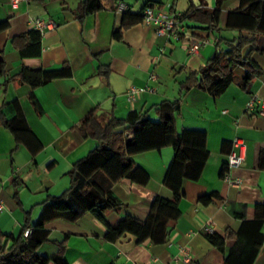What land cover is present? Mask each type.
<instances>
[{"label":"crops","instance_id":"0c3cea01","mask_svg":"<svg viewBox=\"0 0 264 264\" xmlns=\"http://www.w3.org/2000/svg\"><path fill=\"white\" fill-rule=\"evenodd\" d=\"M82 0H28L12 6L0 0V22L8 28L0 32V56L6 75L0 76V114L14 116L13 103L20 106L27 125L41 144L32 156L0 123V229L6 235L18 236L27 221L34 222L41 203L48 195L58 196L69 188V171L73 164L97 146V141L82 137L76 129L79 121L94 108L106 115L113 113L124 119L136 110L157 121L155 109L162 101L180 100L176 114V129L206 133L208 158L198 180H187L184 195L177 203L179 218L172 224L168 240L154 245L137 243L129 234L112 241L105 238L106 226L90 213L77 221L53 220L45 225L48 241L37 250L41 256H51L63 242L66 264H170L185 248L188 264H225L224 254L208 241L204 228L225 237L239 230L244 214L254 220L258 206L264 205V116L257 114L258 103L264 100V55L253 54L252 60L260 73L242 89L231 84L218 97L193 87L180 96V84L193 72L199 71L217 48L226 49L227 41L236 40L238 30L227 29L223 20L210 34L187 20L178 27L183 39H165L155 34L152 26L143 23L122 30L119 40L112 33L120 28L122 14L101 9L81 17L77 11ZM160 2L165 10L175 13L189 6H199L201 0H119L139 12L147 2ZM208 9L220 10L221 16L239 8L240 0H203ZM42 17L54 24L45 29L40 40L38 57L20 58L12 39L29 30L28 20ZM220 28V29H219ZM247 35V32H242ZM207 37L209 43L196 54L187 51V39ZM264 42V36H259ZM218 44V46H217ZM68 63L71 76L55 79L41 87L30 86L8 77L21 68L51 70ZM100 70H107L100 74ZM157 75L150 80V73ZM136 87L135 100L128 99L131 87ZM33 99V100H31ZM254 108L248 109L249 101ZM35 103V105L33 104ZM128 137L131 132H126ZM235 139L245 144L240 166L229 169L228 157L238 154ZM171 147L148 151L132 157L135 167L148 175L145 185L122 179L112 187V194L121 203L119 210L109 211L106 222L113 226L121 218L143 220L155 199L172 202L173 193L164 185L166 169L172 159ZM260 162L262 166H260ZM239 179V185L224 181V173ZM217 193L219 198L203 206L198 198ZM264 235V221L260 228ZM241 242V243H240ZM248 240L239 245L226 238L224 250L236 248L239 263L247 257ZM246 253V255L244 254ZM252 264H264V237Z\"/></svg>","mask_w":264,"mask_h":264},{"label":"trees","instance_id":"16d2710c","mask_svg":"<svg viewBox=\"0 0 264 264\" xmlns=\"http://www.w3.org/2000/svg\"><path fill=\"white\" fill-rule=\"evenodd\" d=\"M119 4V0H82L77 11L81 17L101 9L115 12ZM154 6L163 8L162 3L151 1L139 12L132 13L127 6V9L121 12L120 28L113 31L112 38L119 40L122 30L143 23V11ZM168 11L173 13L172 9ZM185 20L195 23L197 28L209 34L218 29L223 20L225 28L238 30L240 33L236 40L227 41L226 49L217 48L199 71L186 77L180 84V96L193 87H198L213 97L221 96L231 84H237L242 89L247 88L252 79L260 73L252 55H264V42L259 38L264 36V0H240L239 8L223 17L220 10L208 9L201 0L199 6L191 5L186 11L179 13L178 27ZM8 25V21H1L0 32L6 30ZM242 32H247V35ZM41 35L29 28L27 32L12 39L13 47L20 58L40 55ZM183 38L181 35L180 40ZM106 73L107 70H100V74ZM4 75L5 62L0 56V76ZM70 76V66L65 62L59 68L51 70L23 67L16 74L9 76L8 81H18L33 89L55 79ZM33 104L35 105L34 102ZM12 107L14 116L7 119L2 112L0 123L12 134L17 144L24 145L29 153L35 156L42 146L29 129L18 103H13ZM179 110L180 100L177 99L162 101L157 106V121L150 120L147 114L136 110L130 111L124 119L116 118L112 112L106 115L98 108L89 111L79 121L76 129L82 137L96 140L97 146L73 164L68 173L69 188L61 195H48L41 203L38 218L34 222L27 221L20 235H6L0 229V264H66L63 258V242L59 243L58 250L51 256L38 254V248L48 241L45 225L57 219L75 222L85 213H90L106 226L105 238L108 240L114 241L129 234L137 243H166L172 224L180 216L177 203L184 195V182L198 180L208 158L204 131L176 129L175 117ZM126 132H131L132 136L128 137ZM164 147H171L173 150L164 176V185L172 191L173 201L168 203L155 199L145 219L125 217L110 226L106 222V214L109 211H117L122 206L112 194L113 185L122 179L140 185H145L148 181V175L141 168L135 167L132 157L148 151H159ZM218 198L217 193H211L200 196L197 201L206 206ZM258 209L254 220L251 221L247 220L244 214H239L241 225L235 233H226L225 237L215 233L206 234L210 244L224 254L225 264H252L264 237L260 231L264 221V205L258 206ZM26 229H29V234L24 236ZM242 237L248 240L250 250L247 257L240 259L239 263L235 251L237 246L241 248L239 240ZM226 238L234 239L237 245L228 252L224 250Z\"/></svg>","mask_w":264,"mask_h":264},{"label":"built area","instance_id":"2783aa9c","mask_svg":"<svg viewBox=\"0 0 264 264\" xmlns=\"http://www.w3.org/2000/svg\"><path fill=\"white\" fill-rule=\"evenodd\" d=\"M28 0H9V3L12 6H17L20 3L27 2ZM127 9V6L124 4H119L118 12H122ZM178 17L179 13H170L168 10L159 8V7H148L143 11L142 22L146 26H152L155 29V34L159 37H163L165 39L174 38L175 40H180V36L183 35L182 31L178 28ZM28 26L39 33H43L45 29L54 27V24L50 21L45 20L42 17H31L28 20ZM184 36V35H183ZM209 43L208 39H196L193 37H189L187 39V51L190 54H196L200 47ZM157 75L154 72L150 73L149 79L155 80ZM138 89L136 87H131L127 96L130 101L135 100L136 93ZM255 100L252 99L249 101L246 108L253 109ZM257 114L260 116H264V100L258 103L256 107ZM233 146L238 149V154L231 153L228 157L227 167L229 169L236 168L241 165L243 161V151L245 149V144L240 139H235L233 142ZM224 181L231 185H239V179H231L228 172L224 173ZM4 210V204L2 200H0V212ZM204 232L212 233V228L207 226L204 228ZM29 234V229H26L23 232L24 236ZM190 263V259L187 256V251L185 248L180 249V253L178 257H175L170 264H188ZM153 264V263H150Z\"/></svg>","mask_w":264,"mask_h":264}]
</instances>
